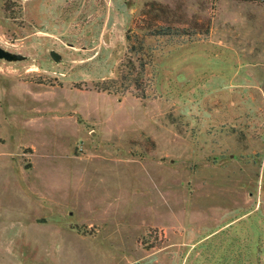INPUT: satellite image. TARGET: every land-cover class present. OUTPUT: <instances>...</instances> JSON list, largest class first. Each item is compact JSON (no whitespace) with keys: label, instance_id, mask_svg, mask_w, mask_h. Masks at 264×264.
<instances>
[{"label":"rangeland","instance_id":"1","mask_svg":"<svg viewBox=\"0 0 264 264\" xmlns=\"http://www.w3.org/2000/svg\"><path fill=\"white\" fill-rule=\"evenodd\" d=\"M0 47V264H264L263 1L0 0Z\"/></svg>","mask_w":264,"mask_h":264},{"label":"trees","instance_id":"2","mask_svg":"<svg viewBox=\"0 0 264 264\" xmlns=\"http://www.w3.org/2000/svg\"><path fill=\"white\" fill-rule=\"evenodd\" d=\"M232 1H240V2H248V1H263L264 0H232ZM10 3V2H9ZM10 6L8 5L7 7V4H5V7H4V11L5 12H9V8ZM157 35H169V30H166V29H160L157 33ZM101 91H111L110 90V86H109V83L108 82H104V83H101V88H100ZM223 249V248H222ZM235 254V259H236V256H237V253H234ZM220 259H217V257H214V262L212 264H230L232 263V256L230 253H228V250H223V253L221 254L220 252ZM236 260H234L235 262ZM234 264H239V261L238 263H234Z\"/></svg>","mask_w":264,"mask_h":264},{"label":"water","instance_id":"3","mask_svg":"<svg viewBox=\"0 0 264 264\" xmlns=\"http://www.w3.org/2000/svg\"><path fill=\"white\" fill-rule=\"evenodd\" d=\"M50 56L54 61L59 60V55L54 51L50 52ZM21 59H22V56L13 54L3 49L2 47H0V60L16 61V60H21Z\"/></svg>","mask_w":264,"mask_h":264},{"label":"crops","instance_id":"4","mask_svg":"<svg viewBox=\"0 0 264 264\" xmlns=\"http://www.w3.org/2000/svg\"><path fill=\"white\" fill-rule=\"evenodd\" d=\"M208 237H210V236H208ZM208 237H205V239H206V238H208ZM231 256H232L231 258H232V260H233V261H232V263H230V264H234V260H235V254H234V253H232V255H231ZM217 259H218V258H217Z\"/></svg>","mask_w":264,"mask_h":264}]
</instances>
